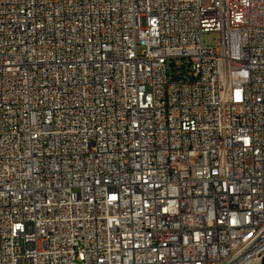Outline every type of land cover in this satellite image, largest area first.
Instances as JSON below:
<instances>
[{"label":"built area","instance_id":"built-area-1","mask_svg":"<svg viewBox=\"0 0 264 264\" xmlns=\"http://www.w3.org/2000/svg\"><path fill=\"white\" fill-rule=\"evenodd\" d=\"M262 256L264 0H0V264Z\"/></svg>","mask_w":264,"mask_h":264},{"label":"rangeland","instance_id":"rangeland-1","mask_svg":"<svg viewBox=\"0 0 264 264\" xmlns=\"http://www.w3.org/2000/svg\"><path fill=\"white\" fill-rule=\"evenodd\" d=\"M219 34L217 32H210L207 33L203 36V41L205 44H212L214 45V47H218L219 46Z\"/></svg>","mask_w":264,"mask_h":264},{"label":"water","instance_id":"water-1","mask_svg":"<svg viewBox=\"0 0 264 264\" xmlns=\"http://www.w3.org/2000/svg\"><path fill=\"white\" fill-rule=\"evenodd\" d=\"M260 264H264V256H262Z\"/></svg>","mask_w":264,"mask_h":264}]
</instances>
